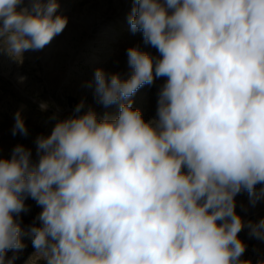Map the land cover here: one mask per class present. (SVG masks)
<instances>
[{
  "label": "clouds",
  "instance_id": "clouds-1",
  "mask_svg": "<svg viewBox=\"0 0 264 264\" xmlns=\"http://www.w3.org/2000/svg\"><path fill=\"white\" fill-rule=\"evenodd\" d=\"M133 3L130 29L159 56L127 49V79L96 69L97 102L119 103L118 116L58 121L36 138V163L23 145L0 158V264L25 248L29 197L42 211L28 264H248L235 197H264V0ZM24 4L0 0V52L21 64L68 22L57 0ZM161 77L158 119L146 122L130 97ZM17 133L28 134L19 112ZM247 227L264 238V220Z\"/></svg>",
  "mask_w": 264,
  "mask_h": 264
},
{
  "label": "rangeland",
  "instance_id": "rangeland-1",
  "mask_svg": "<svg viewBox=\"0 0 264 264\" xmlns=\"http://www.w3.org/2000/svg\"><path fill=\"white\" fill-rule=\"evenodd\" d=\"M127 0H57L54 15L67 18L64 30L39 51H26L23 63H17L6 53L0 52V158L10 159L16 145L30 149L32 162L38 161L36 138L50 135L55 124L72 115H82L89 109L103 119L107 114L116 117L119 103L104 107L95 96L94 73L102 69L106 74H118L122 79L131 75L127 49L140 50L158 57L157 49L146 44L141 32L133 33L128 17L132 7ZM22 6H28L27 0ZM25 78L21 80V78ZM161 77L153 84L142 86L130 100L134 109H139L143 119L157 117L158 92L165 83ZM91 84V87L88 85ZM83 102L80 113L75 108ZM41 103L47 104L42 110ZM127 103V101H122ZM19 112L28 130L27 136L12 134L15 115ZM184 171H187L184 169ZM264 185L258 184L257 191ZM236 212L245 222L238 237L246 245L240 257L248 264H264V238L250 235L248 222L253 225L264 220V197L255 205L250 202L247 191L235 197ZM27 211L19 214L25 248L18 253L14 264H28L35 253L28 229L35 224L42 207L32 198L25 200ZM13 251H9L10 258ZM36 264H46L42 259Z\"/></svg>",
  "mask_w": 264,
  "mask_h": 264
},
{
  "label": "bare ground",
  "instance_id": "bare-ground-1",
  "mask_svg": "<svg viewBox=\"0 0 264 264\" xmlns=\"http://www.w3.org/2000/svg\"><path fill=\"white\" fill-rule=\"evenodd\" d=\"M133 0H127L126 1V5L128 6V7H132L133 6Z\"/></svg>",
  "mask_w": 264,
  "mask_h": 264
}]
</instances>
